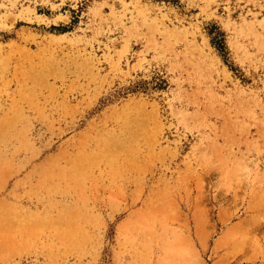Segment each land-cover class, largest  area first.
I'll use <instances>...</instances> for the list:
<instances>
[{"label":"rangeland","instance_id":"rangeland-1","mask_svg":"<svg viewBox=\"0 0 264 264\" xmlns=\"http://www.w3.org/2000/svg\"><path fill=\"white\" fill-rule=\"evenodd\" d=\"M0 264H264V0H0Z\"/></svg>","mask_w":264,"mask_h":264}]
</instances>
